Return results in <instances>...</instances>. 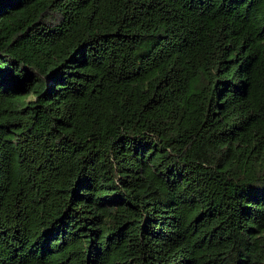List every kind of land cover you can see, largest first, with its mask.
I'll use <instances>...</instances> for the list:
<instances>
[{
  "label": "trees",
  "instance_id": "trees-1",
  "mask_svg": "<svg viewBox=\"0 0 264 264\" xmlns=\"http://www.w3.org/2000/svg\"><path fill=\"white\" fill-rule=\"evenodd\" d=\"M0 264H264V0H0Z\"/></svg>",
  "mask_w": 264,
  "mask_h": 264
}]
</instances>
